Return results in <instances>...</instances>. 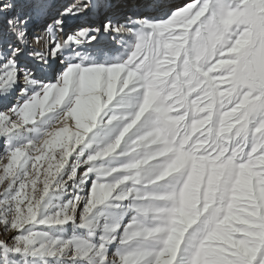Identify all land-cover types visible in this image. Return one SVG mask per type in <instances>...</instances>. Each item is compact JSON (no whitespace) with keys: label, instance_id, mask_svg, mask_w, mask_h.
I'll return each mask as SVG.
<instances>
[{"label":"snow or ice","instance_id":"6c2138e0","mask_svg":"<svg viewBox=\"0 0 264 264\" xmlns=\"http://www.w3.org/2000/svg\"><path fill=\"white\" fill-rule=\"evenodd\" d=\"M0 264H264V0H0Z\"/></svg>","mask_w":264,"mask_h":264},{"label":"rangeland","instance_id":"374dc122","mask_svg":"<svg viewBox=\"0 0 264 264\" xmlns=\"http://www.w3.org/2000/svg\"><path fill=\"white\" fill-rule=\"evenodd\" d=\"M74 0H61V4H65V3H68V4H71L72 2H73ZM58 2H60V0H58ZM95 19H96V17H94V16H90L89 17V20L88 21H86V26H88L89 24H91L93 21H95ZM95 26H98V25H95ZM41 43H43V42H41ZM40 44V43H39ZM37 46H39V45H37Z\"/></svg>","mask_w":264,"mask_h":264},{"label":"bare ground","instance_id":"6f19581e","mask_svg":"<svg viewBox=\"0 0 264 264\" xmlns=\"http://www.w3.org/2000/svg\"><path fill=\"white\" fill-rule=\"evenodd\" d=\"M78 2H79V0H74L72 3H78ZM172 2H174V3H179L180 0H172ZM59 3H61V0H60ZM88 20H89V17H86V18H84L82 21H79V23H84V24H86V21H88ZM37 45H39V46H37ZM37 45H35L37 48H43V47H44V44H43V43H40V44H37Z\"/></svg>","mask_w":264,"mask_h":264}]
</instances>
